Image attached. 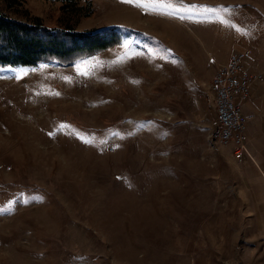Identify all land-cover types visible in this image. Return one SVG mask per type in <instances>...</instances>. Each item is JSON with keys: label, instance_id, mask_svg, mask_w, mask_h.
<instances>
[{"label": "rangeland", "instance_id": "1", "mask_svg": "<svg viewBox=\"0 0 264 264\" xmlns=\"http://www.w3.org/2000/svg\"><path fill=\"white\" fill-rule=\"evenodd\" d=\"M0 12L122 39L70 66L0 71V264H264L238 175L246 130L235 159L211 89L252 50L235 46L264 39V0H0Z\"/></svg>", "mask_w": 264, "mask_h": 264}, {"label": "trees", "instance_id": "2", "mask_svg": "<svg viewBox=\"0 0 264 264\" xmlns=\"http://www.w3.org/2000/svg\"><path fill=\"white\" fill-rule=\"evenodd\" d=\"M21 1V0H19ZM73 6L82 0H50ZM115 29L91 32L50 29L12 20L0 12V71L54 62L70 66L121 43Z\"/></svg>", "mask_w": 264, "mask_h": 264}, {"label": "crops", "instance_id": "3", "mask_svg": "<svg viewBox=\"0 0 264 264\" xmlns=\"http://www.w3.org/2000/svg\"><path fill=\"white\" fill-rule=\"evenodd\" d=\"M255 30L256 33H264V25L260 27L257 23ZM239 44L235 46L236 49H252L244 62V71L252 75L262 74V77L251 85L249 97L241 107L251 159L239 161L238 175L244 192L250 193V207L255 209L257 222L264 224V50H261L264 48V39L253 41L252 44L249 41ZM230 52L217 61L215 72L226 62L232 54Z\"/></svg>", "mask_w": 264, "mask_h": 264}, {"label": "built area", "instance_id": "4", "mask_svg": "<svg viewBox=\"0 0 264 264\" xmlns=\"http://www.w3.org/2000/svg\"><path fill=\"white\" fill-rule=\"evenodd\" d=\"M249 56V51L232 54L211 80L218 120L216 137L223 145L232 146L235 159L246 153L241 107L253 79L243 71V63Z\"/></svg>", "mask_w": 264, "mask_h": 264}]
</instances>
